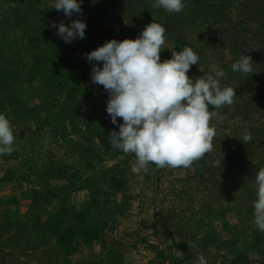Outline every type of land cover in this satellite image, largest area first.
<instances>
[{"label":"rangeland","instance_id":"obj_1","mask_svg":"<svg viewBox=\"0 0 264 264\" xmlns=\"http://www.w3.org/2000/svg\"><path fill=\"white\" fill-rule=\"evenodd\" d=\"M39 1L38 20L44 25L59 26L61 22L70 25L76 19L86 23L85 38L74 39L71 43L61 38L60 45L75 66H80L75 73L87 76L90 83L92 65L97 62H88L85 54L102 46L105 39L134 40L145 28V22L141 23L145 17L139 15L145 10L138 9V2L132 5L130 0H123L122 4L114 2L117 19L103 22L99 32L95 28L88 30L86 18L90 10L83 11V4L90 2L82 0V13L66 17L62 10L49 8L54 3L52 0ZM191 1L184 0L186 7L192 5ZM222 1L228 3L229 21L205 18L201 31H206L207 37L215 40H218L222 26L227 28L228 37L235 32L236 38L225 53L212 52L200 36L191 45L183 43L175 47L166 41L161 52L163 62L171 59L173 50L179 52L184 46H191L200 59L191 67L189 77L195 81L207 74L208 65L215 63L226 75H232L231 79L226 75L221 78V86L234 88L237 95L233 105L218 110L226 117L224 122L211 121L217 128L213 151L188 169H157L154 164H149L147 174L133 173L131 166L135 155L112 148L108 140L109 133L118 132L123 121L118 117L117 124H112L106 111L109 95L102 85L92 83L88 91L91 93L94 88L96 97L89 98L85 106L81 100L77 108L79 114L75 112L74 122L82 131L87 130L85 123L91 120L92 112L96 113L99 122L106 123L102 134L90 141L83 140L84 132L69 133L64 138L56 132L61 125L54 127L43 122L47 108L57 112L60 105L49 103V88H42L38 94L34 90L38 82L34 87L29 85L23 104L26 109L39 114L25 112L18 117L6 114L15 136V150L11 155L0 156V231L4 234L0 242V264H86L94 259L107 264V252L111 249L122 258V264H198L200 253L208 264H235L232 260L239 255L236 264H264V232L254 223L253 206L258 189L255 175L264 167V11H261L264 0ZM50 9L52 12L46 15ZM132 9H138L136 16L130 12ZM51 37L60 36L56 33ZM243 54L252 57L255 74L245 76L232 71V64ZM98 66L102 68V62ZM57 96L63 99L62 95ZM210 110L214 109L210 106ZM69 121L70 117H65L62 122L68 130ZM246 131L251 132L252 139L244 144L240 139ZM72 143H78L80 149ZM88 143L100 159L93 160L95 169L86 171L82 166L77 172L83 164L81 149ZM217 159L222 160V167L215 166ZM115 166L126 174L127 179L119 189L113 187L112 172L108 171ZM8 169L14 170V175L6 182L3 178ZM50 175L53 176L47 178ZM90 175L91 181L87 179ZM43 178L50 179L49 185ZM35 189L43 191L37 213L31 204ZM93 197L100 199L102 206L94 207L90 218L106 222L99 239L87 244L82 240L83 236L75 234L72 242L65 245V251L56 252L55 237L43 231L48 213L67 211V220L72 223V214ZM20 222L25 225L19 227ZM10 224L16 225L8 230ZM16 229L19 234L15 233ZM188 242L195 243L197 248L191 251ZM177 249L184 253V259L176 257Z\"/></svg>","mask_w":264,"mask_h":264},{"label":"clouds","instance_id":"obj_2","mask_svg":"<svg viewBox=\"0 0 264 264\" xmlns=\"http://www.w3.org/2000/svg\"><path fill=\"white\" fill-rule=\"evenodd\" d=\"M81 3L82 0H54L49 8L71 17L82 13ZM152 6L179 13L186 4L184 0H155ZM86 26L82 19L73 20L70 25L61 22L57 34L71 43L85 38ZM165 33V26L152 22L134 40L111 39L85 54L88 62H97L91 69L92 83L102 85L109 95L106 111L112 124H117L118 117L123 121L118 132L109 133L111 147L135 155L131 171L137 175L147 174L149 164L157 169H188L210 154L217 134L211 121L216 119L222 124L226 117L218 110L233 105L237 98L234 88L221 86L220 79L226 73L215 63L210 65L209 74L195 81L189 77L191 67L200 59L191 46H184L179 52L173 50L171 59L161 62ZM100 62L102 68L98 66ZM231 67L233 72L245 76L256 73L250 55L243 54ZM251 139V132L246 131L240 140L245 144ZM14 144L10 120L0 114V156L11 155ZM214 164L222 167V160L217 159ZM255 183L258 189L253 205L254 223L264 232V167L255 175ZM188 247L192 251L197 245L188 242ZM175 255L184 259L178 249ZM197 262L208 264L202 253Z\"/></svg>","mask_w":264,"mask_h":264},{"label":"trees","instance_id":"obj_3","mask_svg":"<svg viewBox=\"0 0 264 264\" xmlns=\"http://www.w3.org/2000/svg\"><path fill=\"white\" fill-rule=\"evenodd\" d=\"M89 3L83 4V11L90 10L86 22L89 25L88 30L95 28L99 31V28L103 22L110 19H117L114 14V2L121 3L123 0H85ZM54 2V0H52ZM81 2V1H80ZM138 2L140 8L144 9V12H139V15H144V21H141L143 25H148L152 22H157L165 26L166 28V41L173 44L175 47L180 44L195 43V40L200 36L205 45L212 49V52L216 51L215 54H219L224 51L235 40V32L232 33L231 37H228L227 28L222 26L218 36V40L215 38L207 37L206 31L203 30L201 23L205 18H216L223 20V22L229 21V17L226 14L228 3L222 0H192L191 6L186 7L179 13H169L163 8H154L152 5L155 0L147 2L145 0H130L129 3ZM82 4V3H81ZM40 1L38 0H0V114H13L14 116H23L25 112H34L35 110L26 109L23 104L24 95L28 87H34V83L38 82L37 88L34 90L39 94L42 88H49V103L60 105L59 110H53V108H47V115L44 117L43 122H49L51 125L60 126V129L56 130L64 138L67 134L82 133L83 140H93L97 135H101L106 128L104 121L99 122L97 120L96 113L92 112L91 120L85 124L86 131H82L77 123H75V117L79 114L77 108L81 103V100L85 106V103L89 98H95V89L89 93V88L92 83L89 82L87 76H80L75 73L76 68L79 70L74 61L69 57L68 53L61 49V37L52 38L51 35L56 34L58 26H54L53 23L44 25L38 20V11L40 9ZM137 9V10H138ZM133 16L138 12L132 9ZM261 11H264V7ZM52 9L46 11V15L50 14ZM77 14V13H75ZM138 14V13H137ZM153 15L152 17H150ZM95 18V21L92 20ZM156 18V19H152ZM244 18H248L245 17ZM120 20V19H119ZM119 20H116L118 23ZM200 20V21H198ZM241 19L240 22H242ZM199 23V25H198ZM140 24L139 26H142ZM237 25V24H235ZM101 30V29H100ZM100 32V31H99ZM91 33V32H87ZM109 41L105 39V42ZM25 52V53H24ZM163 53V51H162ZM204 61V59H203ZM202 62V60H201ZM208 69V70H207ZM207 74H209V65L206 67ZM238 73V72H235ZM229 79L232 75H226ZM30 85V86H29ZM57 95H62L63 99L58 98ZM104 100V97L101 98ZM94 102V101H93ZM9 110L8 113L2 111ZM77 112V114L75 113ZM39 114V113H37ZM36 114V115H37ZM104 114V112H102ZM105 115V114H104ZM70 117V129L63 125V119ZM69 131V132H68ZM74 144L77 149L79 148L78 143ZM81 161V167L79 170L90 171L95 169L94 159H100L99 155L96 154L95 150L89 145L83 147ZM94 153V154H93ZM92 154L95 157H92ZM202 161V160H200ZM81 162V163H82ZM112 172L110 181L113 187L116 189L121 188L126 179V174L122 173L117 166L108 170ZM14 170L8 169L7 174L4 176L3 181L9 182L13 179ZM48 176L47 178L52 177ZM58 176V175H57ZM92 176L90 175L87 179L91 181ZM45 184L49 185V180L43 178ZM89 188V185H85ZM99 189V186H96ZM99 193L101 191H98ZM32 206L33 209L38 211L41 208L39 206L42 203L43 191L40 189L34 190ZM52 195V194H51ZM46 200V199H45ZM91 202H87L81 210H77L72 214V223H69L67 211H56L49 212L47 223L44 228V232H50L55 237V242L59 251H65V245L70 244L75 238V234L83 236L82 240L91 244L94 240L99 239L102 226L106 225L103 220H92L90 218L91 210L96 206H102V201L97 197L90 199ZM63 210H66L65 208ZM9 221V220H8ZM14 222V220H11ZM71 222V221H70ZM103 223V225L101 224ZM13 225L8 226V230L13 228ZM19 227L25 225L24 222L17 224ZM33 224V228H35ZM38 225V223H36ZM7 231V230H6ZM42 231V232H43ZM0 242L4 234L0 231ZM15 233L19 234L18 229ZM2 235V236H1ZM49 238L51 235H48ZM45 239L43 242L48 240ZM18 242V241H16ZM114 249L107 252L108 260L107 264H122V258L114 254ZM162 255V253H161ZM160 255V256H161ZM113 256V258H112ZM234 258L232 262L235 264L239 258ZM109 258L111 260H109ZM83 264V263H82ZM86 264H103L101 259L88 260Z\"/></svg>","mask_w":264,"mask_h":264}]
</instances>
